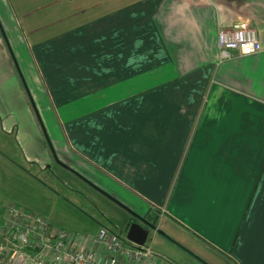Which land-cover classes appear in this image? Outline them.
<instances>
[{
	"label": "crops",
	"instance_id": "obj_1",
	"mask_svg": "<svg viewBox=\"0 0 264 264\" xmlns=\"http://www.w3.org/2000/svg\"><path fill=\"white\" fill-rule=\"evenodd\" d=\"M60 3L0 0V221L42 187L26 165L69 152L135 218L120 195L229 264H264V0ZM240 19L261 51L221 59L218 29Z\"/></svg>",
	"mask_w": 264,
	"mask_h": 264
},
{
	"label": "rangeland",
	"instance_id": "obj_2",
	"mask_svg": "<svg viewBox=\"0 0 264 264\" xmlns=\"http://www.w3.org/2000/svg\"><path fill=\"white\" fill-rule=\"evenodd\" d=\"M4 1L8 12H10V5H16L18 2L26 4L27 10L36 12L41 10L43 4L50 3L52 4L50 6L54 7L58 0ZM59 1L60 4L65 2L63 6L68 8L70 0ZM51 11L44 12L38 17L50 15ZM54 120L59 123L56 114H54ZM61 121L63 123V120ZM57 156L58 158H55L52 154L54 160L51 164L47 163L48 167L44 172L36 171L34 169L36 167L29 163L26 165L28 172L32 175L31 177L33 178V175H35L42 182V187L39 190L31 186L27 189L28 194L26 190L22 195L26 198L25 202L27 203L28 199V203L32 206L27 207L28 211L42 212L41 216L49 224L70 233L93 236L97 234L101 227H105L116 234L125 236L124 229L134 218L133 213L125 205L113 202L109 195L103 193L98 187L88 183L81 175H77L73 169H70L69 166H73L71 163L75 164L76 161L70 156L69 152L63 153L64 157ZM77 168L84 174L83 177L86 179L95 180L97 184L107 186L110 191L116 188L119 192L118 186L110 184L104 179L101 180L88 170L80 169V166ZM120 196L129 203L135 201L134 203H137L136 208L141 216L154 223V228L148 229L145 243L150 245L161 257L168 259L173 264H229L208 248H203L201 245L191 242L186 237L187 234L172 223H168L165 220L166 218L159 220L157 214L149 209L147 202L130 194L128 198L126 195ZM154 229H156V232Z\"/></svg>",
	"mask_w": 264,
	"mask_h": 264
},
{
	"label": "built area",
	"instance_id": "obj_3",
	"mask_svg": "<svg viewBox=\"0 0 264 264\" xmlns=\"http://www.w3.org/2000/svg\"><path fill=\"white\" fill-rule=\"evenodd\" d=\"M217 47L221 59L230 58L233 52L261 51L257 29L245 19L221 25ZM0 264L173 263L150 245H137L105 227L93 236L74 234L53 227L38 214L8 205L0 221Z\"/></svg>",
	"mask_w": 264,
	"mask_h": 264
},
{
	"label": "water",
	"instance_id": "obj_4",
	"mask_svg": "<svg viewBox=\"0 0 264 264\" xmlns=\"http://www.w3.org/2000/svg\"><path fill=\"white\" fill-rule=\"evenodd\" d=\"M137 219H139L140 222L132 221L129 223L125 237L127 240L137 245H143L148 235V229L154 228V226L145 219L138 217Z\"/></svg>",
	"mask_w": 264,
	"mask_h": 264
},
{
	"label": "flooded vegetation",
	"instance_id": "obj_5",
	"mask_svg": "<svg viewBox=\"0 0 264 264\" xmlns=\"http://www.w3.org/2000/svg\"><path fill=\"white\" fill-rule=\"evenodd\" d=\"M145 220H146V219H145ZM133 221L140 222L139 219H137V218H135ZM146 221H148V220H146ZM148 222H149V221H148ZM149 223L152 224V225L154 224V223H152V222H149Z\"/></svg>",
	"mask_w": 264,
	"mask_h": 264
},
{
	"label": "trees",
	"instance_id": "obj_6",
	"mask_svg": "<svg viewBox=\"0 0 264 264\" xmlns=\"http://www.w3.org/2000/svg\"><path fill=\"white\" fill-rule=\"evenodd\" d=\"M135 219V217L130 221V222H132L133 220ZM129 222V223H130ZM129 223L126 225V227H125V229H124V232H126V230H127V228H128V225H129Z\"/></svg>",
	"mask_w": 264,
	"mask_h": 264
}]
</instances>
